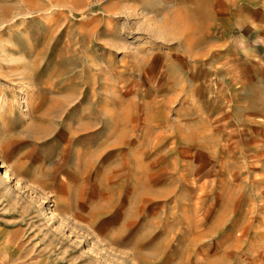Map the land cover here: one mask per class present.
<instances>
[{"label": "rangeland", "instance_id": "374dc122", "mask_svg": "<svg viewBox=\"0 0 264 264\" xmlns=\"http://www.w3.org/2000/svg\"><path fill=\"white\" fill-rule=\"evenodd\" d=\"M262 10L0 0V264H264Z\"/></svg>", "mask_w": 264, "mask_h": 264}, {"label": "crops", "instance_id": "0c3cea01", "mask_svg": "<svg viewBox=\"0 0 264 264\" xmlns=\"http://www.w3.org/2000/svg\"><path fill=\"white\" fill-rule=\"evenodd\" d=\"M259 27H260V32L261 34L264 35V13L262 10L261 14V19L260 22H258ZM253 36L259 34L256 33V30L253 28ZM225 72L223 74V85L224 87H227L228 90L232 91L234 94H237L235 98L237 101H241V105L243 107H248V109L252 112L255 113H261L264 116V71H256L250 67H242L239 66L238 64H229V69L223 71ZM209 76V75H208ZM206 84L208 83L211 84V81L209 80L208 82H205ZM207 89V85H206ZM248 90L250 93L252 91H258L259 94L255 96V98H250L248 99L247 96L241 95V93L245 92V90ZM234 97V96H233ZM212 99V97L210 96ZM234 98V99H235ZM219 102V110L214 113V105H212L214 102ZM255 101V102H254ZM211 101L210 105H207L208 110L212 112V117H215V115L221 114L220 111L222 109V100L219 98L214 99V101ZM213 107H212V106Z\"/></svg>", "mask_w": 264, "mask_h": 264}, {"label": "bare ground", "instance_id": "6f19581e", "mask_svg": "<svg viewBox=\"0 0 264 264\" xmlns=\"http://www.w3.org/2000/svg\"><path fill=\"white\" fill-rule=\"evenodd\" d=\"M113 174H116V173H113ZM3 178H5L6 179V181H10V175L8 174V172H6V173H4V175H3ZM134 197V196H133ZM143 197V195H141V197L140 198H142ZM133 199V198H132ZM136 199V198H135ZM133 201V200H132ZM200 211H201V209H199ZM207 215V214H206ZM206 221V217H204V218H201L200 220H198L195 224H194V226H195V228H196V230H197V232L199 231V229L202 227V225L204 224V222ZM194 222L193 221H188V226L190 227V229L192 228V227H194V226H192V224H193ZM131 224L132 223H130V224H127V227H129V226H131ZM212 233V232H211ZM209 234V233H208ZM199 236H201V235H199ZM198 236V237H199ZM206 237H208L206 234L205 235H203L202 237H200L199 239L198 238H196V240H200L201 238H206ZM134 262H136L137 264H139L137 261H134Z\"/></svg>", "mask_w": 264, "mask_h": 264}]
</instances>
